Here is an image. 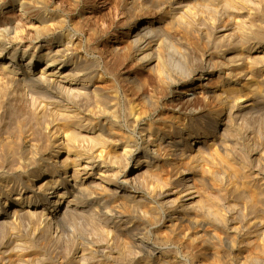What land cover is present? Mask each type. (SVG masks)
Listing matches in <instances>:
<instances>
[{
    "label": "bare ground",
    "instance_id": "bare-ground-1",
    "mask_svg": "<svg viewBox=\"0 0 264 264\" xmlns=\"http://www.w3.org/2000/svg\"><path fill=\"white\" fill-rule=\"evenodd\" d=\"M66 1L67 0H65V2ZM82 1L83 0H69L68 4L75 8L77 12L81 7H85V3ZM132 1L134 5L136 2L134 0ZM228 1L232 2L234 0ZM2 2L5 1H0V73L3 72V74H7L4 75L5 77L9 75L10 77H16V79L14 78L17 80L15 86L18 84L20 87H26V89L41 88L44 92L48 91L53 95H51L52 104H50L52 105L51 108L53 110H49V113H47L49 118L47 115L46 119L47 128L49 130L45 132H48V141L46 137V142L48 144L47 149L45 148V150H40L36 146L30 148L27 147L30 143H28L29 138L25 139V136L31 128H34V125L33 127H30V125H32L29 123V120L31 119L30 116L28 117L30 118L29 120H27L28 118L25 119L27 116L22 118L28 109V105L26 106L25 101H20V99L18 100L14 98L15 96L13 95L14 97L9 96V98H7L8 101L6 100L7 103L5 102V104H7L4 107L5 112L9 114L11 113L10 116L13 117L14 120V122H12L13 120L11 119L12 123H15V120L20 122L18 126L21 130L20 132H22L24 136L25 142H22L19 145L20 148H15V146L14 151L9 150V153H4V156L6 154L9 157L13 155L12 153L16 154V152L24 154L25 150L28 151V148L32 151V156H29L31 154H24L26 157L25 164H23L24 162L22 164L25 165V167L22 169L20 168L18 171H14L12 167L7 165L10 164L9 161H12L10 160L11 157L10 159L7 157L4 158L5 160H0V217H5V220H7V222L3 220L8 225L5 227H9V230L6 228V231H12L16 227H14L16 222L14 218L17 211H19L18 206L25 205L27 208H36L35 210L42 214L41 216H44V220H48L50 224L51 222H60V214L64 211L65 207H89L91 210L93 209V213L94 211L98 213L99 219L104 221V224L109 225V227L108 225L106 227L112 230L110 232H114L115 235L120 238V246L123 243L122 246L126 249L127 246L137 249L140 256L142 257L145 255L147 260L149 258L150 262L153 261L151 262L152 264H177L178 261H175L177 258L174 259L175 256L172 257V252L168 249L170 245L180 247L184 251V254L186 253L189 255L197 264H206L204 261L207 260L209 261H207V264H235V261L241 259L240 257L242 255L238 253H241L243 250L237 246L239 243L236 241L237 238L232 235L228 237H226L225 234L223 235L225 228H231L230 225L225 223L227 220L225 218L228 217L222 213V209L224 210L222 207L224 206L221 207V205H223H220L221 201L214 202L216 197L220 198L221 194L224 195L226 193H221L218 191L219 189H215V187H218L217 185L220 181H218L217 178L215 179L214 169L206 168L208 169L206 170L205 167L203 168L200 166V159H196V157L192 156L190 152L192 150L196 151L198 147L200 149H205L209 145L203 143L213 139L215 140L212 142L213 146H209L210 148L217 145L215 150L220 146L225 149L227 144L224 136L219 133V127H224L225 131L232 133V135L238 134L237 132H239L240 128L235 121V111L233 112L230 111L232 109H229L225 112V107H217L218 103L221 105L226 103V109L234 107L235 105L237 106L238 101L242 98L241 96L250 95L257 97L259 94L263 93L264 84L263 86L254 85L255 87L252 86L251 88H245L248 82L246 81V84H244L245 82H241L243 85H238L237 81L239 80L236 78V84L233 83V85L230 86H225L223 84L225 86L223 89L226 95L223 98L224 94L220 92L223 95L222 97L220 95V101H217L215 104L214 101L216 100L214 96L217 92L213 93L210 88L215 87L222 82L224 83V81H226L224 79H228V77L225 78L220 75V78L218 77L217 79H214L215 72L213 68L214 66L212 65V70L210 69L211 71L209 70L210 72H208L209 77L206 78L207 82H202L201 85L205 90V96L198 99L196 93L198 83L196 81L201 82L202 79L205 78V71L199 73V71L194 70V74L191 77L194 79L191 83L186 81L189 77L185 80L186 82L183 85H181L176 79H173V75H170L165 69H163V64L160 65L161 51H163L162 55L165 52L164 49H161L164 46L161 48L159 44L160 41L154 37V34L151 32L152 30L144 32L145 28H141L140 26L142 17L135 14L137 19H133V21L128 23H131L130 30H134V33H132V37L134 38H132L131 41L138 44L136 42L138 40L140 41V38L142 37L143 40H141L138 45L139 50L144 48L145 52L148 51L146 54H144L145 52H142L144 55H141L142 53L138 54L137 50L135 60L137 58L142 64L143 60H145L143 58L149 56L147 57L148 61H152V69H157L154 75H156L160 82V84L158 83L160 86L153 85V88H150L147 78L141 76L142 78L140 77V79H138L139 77L131 72L134 70L136 71L138 67H131L129 70H123L120 65L117 66L113 63L111 67L108 65L106 68H98L87 60L83 62V59H81V61H79L76 51L77 48L79 49L80 47H83V44L80 40H77L79 39V36L76 38H74V36L76 33L82 32L85 25L88 26L86 28H90V24L81 21L80 19L78 23H72L74 27L71 29L68 26L67 20V11L70 9L67 11L65 9H57L55 8V5H53L52 8V0H6L8 4L10 3L9 7L6 5L3 6L4 3ZM212 4L213 3H211V5ZM206 5L208 6V3ZM138 7H135V13L136 8ZM118 8H121V6H118ZM207 9L209 8L207 7ZM124 10L130 15L134 13V10L130 7H126ZM234 13H237L235 14L236 17H242L243 15L242 9H238ZM143 14H145V12ZM145 15H147V13ZM214 16H218L217 13L216 15L214 14ZM260 17L261 16H259V18ZM84 18L87 17L83 16L82 19ZM212 18L215 19V17ZM247 18L251 21V23L247 22L250 23L247 28H237L236 26L235 29H233L234 27L232 28V26L229 27V25L226 26L223 24L226 27L221 31L228 32L233 30L232 32L237 35L238 40L240 39L242 42L243 39H246L245 41L248 40L250 44L253 45H251L252 48L255 47V45L257 46L262 43V45H258L257 47L258 49L262 48L264 46V33H261L260 36L262 37L259 40L256 38L253 39L252 35V37H250L249 34L253 32L254 19L253 16ZM234 19L236 20V18ZM25 24L28 26L32 25V27H24ZM177 24L175 25L174 23V27L178 26ZM179 28L184 35L191 34L190 27L189 29L188 26L185 27L184 25H180ZM91 30L93 31L90 33L93 34L94 37L95 35L97 36L98 30L94 28ZM195 32L197 34V31ZM260 36L258 38H260ZM258 41L260 43H258ZM241 43L239 45H241ZM202 45L204 44L202 43ZM113 48H119V46ZM84 50H86V48ZM262 51H264L263 48ZM255 57L257 60H255ZM255 57L252 62L250 61L251 64L249 63L250 70L261 75V73L264 72V52L262 55ZM73 59L75 64L73 62L70 64V60ZM230 62L232 61H229V63ZM233 62L235 61L233 60ZM94 64H96V61ZM224 64L226 63L224 62ZM233 65L234 66L230 67L233 71H231L229 67L228 68L231 73H233V76L231 77H237L240 71L243 72L244 67L246 68L248 64H244L246 65L244 67H239L237 63L236 65ZM145 66L146 64L143 63L139 70L144 69ZM58 68L60 70H58ZM66 69L69 71L66 72ZM198 74L200 75L196 77ZM230 74L228 76H230ZM233 79H235V77ZM3 82H5V80H3ZM127 83L129 91L133 92L134 95L137 96L136 98L132 97L128 94V90L126 92V89H124V87L126 88ZM8 84L10 83L8 82ZM260 87L263 88L260 89ZM3 89L5 90V88H2V90L0 89L1 92H6L3 91ZM23 89L25 90V88ZM74 91L91 94L92 97L88 95L87 98L85 97V100L80 101L82 96H78V98H81L75 100L74 97H72V92ZM1 92L0 97L5 96L2 95L3 93L1 94ZM11 93L13 92H10L8 95ZM20 93H16V95H20ZM79 94L81 93H78L77 95ZM77 95L75 97H77ZM217 98L218 96L216 99ZM257 98H253V100ZM24 99H26V97ZM252 104H254V102L248 103V105L251 106ZM31 107L29 106V108ZM30 110L31 109H29V111ZM44 111L47 112L48 108L47 111L46 109H44ZM44 111L41 115L45 113ZM224 112L226 117L221 118L220 115ZM2 114H4V112H2ZM5 117L6 116H4V118ZM42 117L43 116L39 118L42 119ZM40 119L39 121L43 122ZM10 123H8V126ZM16 124L17 123H15V125ZM17 127H15V130ZM61 130L65 133L66 131H69L67 134L63 133L66 136H64L66 138L65 141H63L62 134L60 135ZM31 131L33 133V130ZM5 132L7 133V130ZM11 133H13V131ZM14 133L16 132L14 131ZM35 134L36 133H34V135ZM137 136H139V138ZM2 141L3 140H1V143ZM19 142L21 141L19 140ZM1 145L3 146L4 144ZM12 145L13 144H11V147H13ZM5 146L7 149V146L9 145L6 144ZM23 146H25L26 149ZM6 149L4 148L5 152ZM8 149L12 148L8 147ZM215 152L217 153V150ZM211 153L207 154L211 155ZM17 156L20 155L18 154L16 157ZM18 158L20 159V157ZM7 159H9V161H7ZM16 159L15 161H17ZM19 161L21 163V160ZM224 162L226 163V161ZM83 164L86 165L83 166ZM230 168L234 171L236 167L232 164ZM125 169L126 173L128 172L129 174L126 177V180H120V175L124 173ZM234 174V178H237V170L234 171ZM45 177L51 178H49L50 180L47 179L43 182ZM154 178L158 181L156 182L157 184L154 182ZM38 182L40 183L39 185ZM230 184L232 183L230 182ZM158 188L161 189V191H159ZM259 188V186L257 188L255 186L252 187V189L250 188L249 200L253 204L264 202V199L261 197V192L264 193V188L262 187L263 189L260 193L258 191L261 188ZM213 190L219 192L218 196L217 194H213ZM5 192L8 193L6 194L7 196H3ZM169 192H173L172 194H174L175 197H172L173 195L170 194L172 195L171 197L173 200L170 204H166L161 198L164 197L163 195H169ZM231 192V196L234 199L237 200L240 198L241 195L239 196L237 191ZM21 194L23 195L20 196ZM196 197L199 200H195ZM221 197V199L224 200L223 196ZM34 213H36V211ZM254 213H257V211ZM40 214L37 213L36 215ZM100 220L98 222H100ZM229 221L231 220L229 219ZM16 224H18V222ZM64 224L63 226L67 223ZM105 228L104 230H108V228ZM11 231L10 233L13 232ZM108 231L107 234L110 233H108ZM79 235L80 241H78L80 242V245H82L80 246L82 250H95V252L103 257L102 260H105L104 262L106 263L107 261L114 259V254L112 255L110 251H108L110 254H107V251L101 249L103 246L100 248L98 243L95 241L93 242L91 238L88 239L89 236L85 237L86 235L81 233ZM45 236H43V238ZM12 240L9 239V243H6V247L13 242ZM37 242H39V240ZM38 246H40V244ZM41 248H43L42 242L40 249ZM130 248L128 249H133ZM126 249L121 248L122 251H120V254L127 256L126 254L133 252L130 251L125 253L127 252L124 251ZM3 252H5V250ZM3 252L2 254H4ZM174 252L177 251L174 250ZM120 254L118 255L119 258ZM13 255L11 256L10 254L11 257L7 256L8 258L3 257V259L1 255L0 264H23L19 260L14 259L15 255L14 257ZM133 255H137V253L132 254V256ZM125 256L122 257L125 258ZM124 258H122V260H124ZM116 260L118 259L116 258ZM133 260L135 259H132V262ZM178 260H180V258H178ZM71 261H73V258ZM71 264H75V262H72Z\"/></svg>",
    "mask_w": 264,
    "mask_h": 264
},
{
    "label": "rangeland",
    "instance_id": "rangeland-1",
    "mask_svg": "<svg viewBox=\"0 0 264 264\" xmlns=\"http://www.w3.org/2000/svg\"><path fill=\"white\" fill-rule=\"evenodd\" d=\"M2 1H5V2H2V3H4L3 6L4 5H6L7 7L10 6V3L8 4L6 2V0H2ZM68 1L69 0H67L66 2H65V0H62V1L61 0H52L51 7L53 5H55V8H57V9H61V10L65 9L66 11L70 9L69 11H67L68 12L67 13V20H68V26L71 29L74 27L73 24L78 23L81 19V21L89 23L90 25L89 24L88 25L90 28L92 27L91 29L94 28V29L98 30L97 36L95 35L96 38L94 37L93 34L90 33L93 30H91L90 28H86V27H88L86 25H85L86 29L84 28V30H82V32H80V33L75 32L76 34H75L74 38L79 36V39H77V40H80L83 44L82 45L83 47H80L81 50H80V48L79 49L77 48V51L78 52L80 51V52L78 53L76 51V53H77L76 55H77V58L79 59V61H81V59H83V62L87 60L89 63H91V64L93 63V65L95 67H98V68H104V67L106 68V67H108V65H109V67H111L113 65V63H114V65L116 64L117 66L120 65V67L123 70H129L131 67H134V68L138 67V69L136 71L135 70L131 71V72H133V74H135L136 76L139 77L138 79H140L141 76L147 78L148 84L150 85V88H153V85H159L160 82H159L158 78L156 77V75H154V73H155V71H157V69L156 68L152 69L153 68V67H151L152 61H148V58H147L149 56L143 58L145 60H143L142 64L139 60H137V58L135 60L137 50H138V54L145 52L144 48L139 50V46H138L140 41L143 40V38L141 37L140 38L141 40L140 41L138 40L136 42L138 44L133 43V41H131V40H132V38H134V37H132V33H134V30L133 31L130 30V24L131 23L130 24H128V23L133 21V19H137L136 17L139 16V17H142L140 26H141V28H145L144 32H146L147 30H152L151 32L154 34V37H156L157 40L160 41L159 44H160L161 48L164 46L161 49V50L164 49L165 52L162 55L163 51H161L162 57L160 55V65L163 64L162 65L164 67L163 69H165V71L167 73H169L170 75H173L172 76L173 79H176L181 85H183L186 81H189V83H191L193 81L194 78H191V77L194 74V70L199 71V73H201L202 71H205V73H206L205 78L202 79L201 82L196 81L198 83V84L196 83L198 85L197 92H196L198 95V97H197L198 99H201L202 96H205V90L201 87V85H202V82H207L206 78L209 77L208 72H210L212 70V65L214 66L213 68H214V72H215L214 73V79H217L218 77L220 78L221 76L225 77V78L228 77V79L227 78L224 79L226 81L223 80L224 83L222 82L219 85H216L215 87L210 88V89H212L213 93H215V92L218 93V94L215 93L216 95L214 94L215 95L214 97L216 100V101H214L215 104L217 103V101H220V99H221L220 95L222 97V95L224 94L223 98L226 95L224 93L223 87L225 88V86L233 85V83L236 84V78H237V80H239V81H237L238 85H243L244 82H245L244 84H246L248 82L246 84L245 88H248V87L251 88L254 85L255 86H258V85L263 86V84H264V72L261 73V75L260 74L258 75V74H256V72H253L252 70H250L251 68L249 66V63L251 64L252 60H254L256 58L255 56L262 55V53L264 52V51H262V48L264 50V46L262 48H259V49L257 48L258 45H262V43H260L258 41V43H260V44H258L257 46L255 45V47L252 48L251 47L252 44H250V42L248 40L245 41L246 39H243L244 44H243L242 40H240V39L238 40L237 35L232 32L233 30L232 31L230 30L228 32L227 31H225V32L221 31L224 27H226L228 25H229V27H231V26H232V28L234 27L233 29H235L236 26H237V28L238 27L239 28H241V27L247 28V26L250 25V23H251L250 19L247 17L253 16V19H254L253 20L254 21L253 32L254 33L256 32V33L254 34L253 32L252 33L250 32L251 34H249V35H250V37L253 36L252 37L253 39L254 38H256L257 40L261 39L262 36H260V35H261V33L262 34L264 33V28H263L264 27V0H238V1L234 0V1H232L233 6H237L238 8L233 7L232 2H230L228 0H216L217 2L215 0H211V1L210 0H208V1L207 0H203V1L202 0H167V1L166 0H161V1L160 0H137V1L134 0L136 2L134 5H133L132 0H83L82 2L85 3V5H84L85 7H81L79 10H77V12H76L75 8H73L70 4H68ZM234 2H236V3L238 2L237 5ZM207 3H208V6L206 5ZM211 3H213V4L211 5ZM86 4H87V6H86ZM156 4H158V5H156ZM159 4H160V6H164V7H160ZM201 4L204 6H202ZM138 5H139V7H138ZM118 6H121V8L123 10L121 8H118ZM134 6L138 7V8H136V13H135V7ZM179 6H182V7H179ZM71 7H72V9H71ZM126 7L127 8L130 7L132 10H134V13L132 14L133 16L130 15L129 13H127L126 10H124V9H126ZM142 7H144L145 10ZM207 7L209 9H207ZM238 9H242V14H243L242 17H236L235 16V14H237V13H234V12H236ZM141 10L143 13L144 12H145V14L147 13V15L143 14L141 12ZM138 11H139V14H138ZM216 13L218 16H214V14L216 15ZM232 13L234 14V16ZM202 14H203V16H202ZM231 14H232V16H231ZM247 14H248V16H247ZM250 15H252V16H250ZM83 16H86L87 18L82 19ZM89 16L91 17V19ZM259 16H261V17L259 18ZM212 17H215V19ZM217 17H218V19H217ZM234 18H236V20ZM257 18H259V19H257ZM170 19H171V21H170ZM168 21H169V23H168ZM216 21H217V23H216ZM234 21H236V22H234ZM176 22L179 24H177ZM247 22H250V23H247ZM174 23H175V25L177 24L178 26L174 27ZM257 23H259V24H257ZM223 24H225L226 26ZM29 25H31V24H29ZM180 25H184L185 27L188 26V28L190 27L191 29L190 28L189 29L191 30V34L190 35H184V33H182V31L179 28ZM25 26H27L29 28L32 27V25L28 26L26 24L24 25V27ZM254 29H255V31H254ZM195 31H197V34ZM198 31H200V32H198ZM261 31H263V32H261ZM102 33H105V34H102ZM232 33H233V35H232ZM98 34H100V35H98ZM259 36H260V38H258ZM88 37H90V38H88ZM235 38H236V40H235ZM91 39H92V41H91ZM94 39H96L98 42ZM198 40H200V41H198ZM202 40H204V41H202ZM202 43L204 45H202ZM205 43H206V46H205ZM240 43H241V45H239ZM236 44H238L239 47ZM116 46H119V48H113ZM230 47H232V48H230ZM83 48L84 49L86 48V50H84ZM147 52L148 51H146L144 54H146ZM143 53L141 55H144ZM80 54H81V56H80ZM122 57H124V58H122ZM218 58H219V60H218ZM233 60L237 63V65L239 67H241V66L244 67L248 64L246 66L247 69L245 67H244V69L242 68L243 72L240 71V73H239L240 75L238 74L237 77L234 76L235 79H233L234 77H231V76H233L232 75L233 73H231V71H233V70L230 68L231 66H234L233 64L236 65V63L233 62ZM255 60H257V58ZM95 61H96V64L98 63L97 66H96V64H94ZM229 61H232V62L229 63ZM71 62L74 63V59L70 60V64H72ZM224 62L226 64H224ZM143 63L146 64L145 68L139 70L140 66L143 65ZM215 63H216V65H215ZM244 64H246V65H244ZM148 66H150L151 68ZM228 67L230 68L231 71L229 70ZM216 68H218V69H216ZM191 69H193V70H191ZM242 69H239V70H242ZM58 70H60V69L58 68ZM67 71H69V70L66 69V72ZM228 71H230V72H228ZM229 74H230V76H228ZM4 75H7V74H3V72L0 73V78L3 77L0 79L1 80L0 81L1 82V84H0L1 88L0 89L2 90V88H5V90L3 89V91H6V92H1V90H0L1 94L3 93L2 95H5V96L0 97V103H1L0 104V118H1L0 119V136H1V138H0V160L1 161H2V159L8 157L6 154L4 156V153H9L8 152L9 150L14 151V149L18 148L22 142H25L26 138H29L28 143H30V145L27 143L28 144L27 147L30 148V147L36 146L40 150L41 149L45 150V148L47 149L48 143L46 142V137H47V141H48V132L47 133H45V132L48 131L49 129L47 128L46 119H47V115H48L47 113H49V110L51 111V109H52L51 108L52 105H50V104H52L51 98L53 96L50 92H48V91L44 92V90L41 88L26 89V87H24V86L20 87L18 84H16V86H15V83L17 81V80H15L16 77H14V76L10 77L9 74H8L9 76H6V77ZM199 75L200 74L196 75V77ZM3 80H5V82H3ZM13 80H14V82H13ZM181 80H183L184 82ZM8 82L10 84H8ZM241 82H243V83H241ZM3 84H4V86H3ZM249 84H251V85H249ZM9 85H11V86H9ZM18 87H19V89H18ZM21 88L22 89L25 88V90L24 89L22 90ZM262 88L263 87H260V89H262ZM124 89H126V92L128 90V94H130L132 97H134V98L137 97L136 95H134L133 92L129 91L128 83L126 85V88L124 87ZM18 91H19V93L21 92L22 94L20 93V95H16V93L19 94ZM152 91H153V89H152ZM8 92L9 93L15 92V93L14 94L11 93L10 95H8L9 94ZM46 92H48L49 95ZM74 92H76V91H74ZM74 92H72V94H73L72 97H74L75 100L76 99L78 100L81 98V97L78 98V96H82L80 101L85 100L88 97V95L90 97H92L91 94H87V93H84L81 91L80 92L78 91L76 93H74ZM220 92L223 94H221ZM78 93H81V94L77 95ZM263 93L259 94L257 96L258 98L256 96L253 97L250 95L249 96H247V95L241 96L242 98L241 99L239 98L240 100L238 101L237 106L236 105L234 107L228 106L229 108H227V109H226V107H227L226 103H224L222 105L218 103L217 107H221V106L223 108L225 107L224 108V110H226L225 112H227L229 109H232L230 111H233V112L235 111V113H236V118H235L236 120L235 121L240 128L239 132H237L238 134L232 135V133L226 132L224 127L222 128L220 126L219 127V133L222 136H224V139H225L226 144H227V147L225 149L222 148L221 146L217 147L218 149H216L217 150V153H216L215 148L217 145L213 147L214 149L212 147L211 148L209 147L210 145L213 146L212 142L215 140V139H213V140L207 141L206 143H203V144L209 145L205 149H200L198 147L199 149L197 148L196 151L192 150L190 152L192 154V156L196 157V159H198V160L200 159L199 162L203 164L202 165L198 162L200 166H202L203 168L205 167V169L206 168H208V169L213 168L214 169L215 179L217 178L218 181H220V183L218 182V185H217L218 187L217 188L215 187V189H219L218 191L221 193H226L224 195L221 194V196H223L224 200L221 199L222 197L220 196V198L216 197L217 200L215 198L214 202H220V201L222 202V203L220 202V205L223 204V205H221V207L224 206V207H222V208H224V210L220 206L219 207L222 209V213H224V215H226V217H228V218H225L228 220V221L226 220L225 223H227L231 227L228 229L225 228L223 235L225 234L226 237L231 236V235L236 237L237 238L236 241L239 242V243L237 242L239 244V245L237 244V246L241 250H243L241 253H238V254L242 255L243 257L241 256L240 257L241 259L237 258L238 260L235 261V264H241V263L242 264H254V263L255 264H264V205H263L264 202L263 203L257 202L258 204H253L249 200V197H250L249 193H250L252 187L255 186L257 188L259 186L261 188V189L259 188L260 189L258 191L259 193L264 188V94ZM76 95H77V97H75ZM260 95H261V97H260ZM9 96L14 97L18 100L20 99V101H23V102L25 101L26 106L28 105L27 106V108H28L27 112L24 113L25 115H23L22 118H25L27 116L25 118V119H27L30 116L31 119L28 118L27 120H29V119L31 121L33 120L32 122L29 120V123L32 124V125H30V127L31 126L33 127V125H34V128H31V130H33V133L31 130L28 131V133H27L28 135L26 134L25 139H24L22 132H20L21 130L18 126L20 124V122H17V120H15V123H17L15 125V123H12V122H14V120H13V117L10 116L11 113L9 114V113L5 112L4 107H5V105H7V104H5V102H6L7 98H9ZM27 96H28V98H27ZM217 96H218V98L216 99ZM25 97H26V99H24ZM251 97L257 98V99L253 100V98H251ZM258 101L260 104L258 103ZM251 102H254V104H252V106L248 105V103H251ZM48 104H49L50 108H49ZM213 105H214V103H213ZM29 106L30 107L33 106V107L29 108ZM47 108H48V111H47ZM29 109H31V110L29 111ZM44 109H46L47 112H45ZM43 111L45 113L43 115H41ZM2 112H4L5 115L2 114ZM225 112L220 115L221 118L226 117ZM241 112H243V113H241ZM7 114H9V115H7ZM2 115H3V117H2ZM4 116H6V117L4 118ZM34 116H37V117H34ZM38 116L40 118H41V116H43V117H42V119H40ZM48 118H49V115H48ZM11 119L13 120L12 122H11ZM39 119L42 120L43 122L39 121ZM44 121L46 122V124ZM37 122H38V124H37ZM8 123H10L11 125L9 124V126H8ZM6 125H7V128H6ZM14 126L15 127L18 126L17 128H19V129L16 128V130H15ZM8 127L10 128V130ZM1 130H2V132H1ZM6 130H7V133L5 132ZM62 130L60 131V135L62 134L63 141H65L66 136L63 134L65 132H63ZM12 131H13V133H11ZM14 131L16 133H14ZM68 132L69 131H66L65 134H67ZM34 133H36V134L34 135ZM18 135L19 136L21 135V136L19 137ZM30 136H32V137H30ZM38 136H40V137H38ZM139 136H137V137L139 138ZM233 136L234 137L237 136V137L234 138ZM210 138H208V139H210ZM10 139L13 141H11ZM1 140H3L4 142L2 141V143H1ZM19 140L21 142H19ZM9 141H11V142H9ZM7 142L13 144L12 145L13 147H11V144H8ZM1 144H4L3 145L4 147ZM6 144L9 145V146H7V149L5 146ZM8 147L12 148V149H8ZM23 147L26 149L25 146H23ZM4 148L6 149V152L4 151ZM24 148H23V150H24ZM29 148H28V151L25 150L24 154L25 153H26V155L31 154L29 156H32V151ZM207 153H211V155H209ZM12 154L13 155L10 154L11 156L8 157L9 159L11 157L10 160H12V161H9V159H7V161H9V163H10L7 165L9 167H12V169H14V171L15 170L18 171V170H20V168L21 169L24 168L25 165H23V164H25V158H26L24 156V154L17 153V152H16V154L15 153H12ZM18 154L20 156L16 157V155H18ZM194 154H196V155H194ZM1 157H3V158H1ZM14 157H16L17 159ZM18 157H20V159ZM15 159L17 161H15ZM19 160H21V163ZM1 161H0V163H1ZM224 161H226V163ZM218 163L220 164V167H219ZM230 164L231 165L233 164L237 168V169L235 168V170H237V175H238V177L236 176L237 178H234L235 177V174H234L235 170L234 171L231 170L232 168H230L231 167ZM14 165H16V166H14ZM84 165H86V164H83V166ZM208 169H206V170H208ZM142 170H145V169H142ZM142 170H140V171H142ZM215 172H217V173H215ZM128 174L129 173L128 172L126 173V169H125L124 173L120 175V180L121 179L126 180V177ZM215 174H218V175H215ZM142 176H141V178H142ZM49 178H51V177H49ZM49 178L45 177L43 182H45V180H47ZM235 179H237V180H235ZM153 180L155 183L158 182L155 178ZM94 181H96V180H94ZM230 182L232 184H230ZM191 183H193V182H191ZM39 184L40 183L38 182V185ZM221 187H223V188H221ZM224 187H225V190H224ZM18 188H19V186H18ZM220 189L221 190L223 189V190L221 191ZM158 190L161 191V189H159V188H158ZM213 191H214L213 194L214 195L217 194V196H218L219 192H216L217 190L216 191L213 190ZM224 191H227V192H224ZM231 191H233V192L237 191V194H239V196L241 195L240 198L237 200L234 199L231 196L232 195ZM172 193L173 192H169V195H167V194L163 195L164 197L161 199H163L166 204H170V202H172V200H173L172 197H175V195ZM6 194H8V193L5 192L3 194V196H7ZM23 194H21L20 196H22ZM170 194H172L173 196ZM261 195H262L261 197L264 199V193L263 192H261ZM167 197H169V198H167ZM197 199L198 198L196 197L195 200H197ZM18 208H19V211H17L15 218H14L16 220L14 227L15 226L16 227H15V229L13 227V229H14V230H12L13 232L10 230L12 233H10V231H6L7 227H5V226H8V225L6 223L7 220H5V217H0V254L2 255V259H3V257L8 258L7 256H10V254H11V256L14 254L15 255L14 259L19 260L23 264H67V263L71 264L72 262L73 263L75 262V264H77V262H78V264H79V262H80V264H152L151 262H153V261L150 262L149 258L147 260L145 255L142 256L143 257L142 258L140 256L139 251L137 252V249H134L133 247H132L133 248L132 249V248H130V246L129 247L127 246V249H126V248H124V246H122L123 243L120 246V242H119L120 238L117 237L114 232L111 233L110 231H112V230L110 228H108L109 225L107 224L108 227H106L107 225L104 224V221L99 219L98 213H96L95 211L93 213V211H92L93 209L91 210V208H89V207H76V206L65 207L64 211L60 214V222L61 223L60 222L59 223L51 222V224L48 222V220H46V219L44 220V216H41L42 214L37 212V210H35L36 208H27V207H25V205L20 206V207L18 206ZM108 209H110V208H108ZM35 211H36V213H34ZM109 211H111V210H109ZM256 211H257V213H254ZM37 213L40 215H36ZM17 214H18V216H17ZM33 214L36 216H34ZM36 217H38V218H36ZM98 219L100 220V222H98L99 221ZM229 219L231 221H229ZM3 220L6 222H4ZM17 222H18V224H16ZM64 223L65 224L67 223V224L65 225ZM105 223H106V221H105ZM63 224L65 226H63ZM105 227L108 228V230L109 229L110 230L109 231L104 230ZM229 229H231V230H229ZM7 230H9V227L7 228ZM107 231H108V233L109 232L110 233L107 234ZM40 232L43 233L44 235L41 234ZM80 233L86 235L85 237L89 236L88 239L91 238V240L93 242L95 241L96 243H98V245H100L99 246L100 248L103 246L101 249H103L104 251H107L106 252L107 254H110V253H108V251H110L112 253V255L114 254V256H113L114 259L111 261H107V263H106V262H104L105 260H102L103 257H101L97 252H95V250H90V251H89V249H83L82 250V248L80 247L82 245H80V242H79L80 241L79 240V236H80L79 234ZM105 234H107V235H105ZM41 235H42V237H41ZM43 236H45V237L43 238ZM108 236H109V238H108ZM12 238H13V240H12ZM9 239L12 240L13 242H11L10 245L6 247V243H9ZM36 239H37V241L39 240V242H37ZM40 239H41V241H40ZM41 242H42L43 248L40 249ZM99 243H101V244H99ZM39 244H40V246H38ZM45 244H47V245H45ZM34 246H36L37 248ZM118 246L120 247V249ZM121 248L126 249V250H124V251H127L125 253H128L130 251H133L135 253L130 252V253L126 254L128 256L127 257L125 255L120 254L121 253L120 251H122ZM128 248H130L132 250H129ZM168 249L171 250L172 257L175 256L174 259L177 258L175 260L176 262L178 261L177 264H197V263H195V261H193V259H191V257L189 255H187L186 253L184 254V251L180 247H178L176 245H170ZM4 250H5V252H3ZM174 250L177 252H174ZM2 252L4 254H2ZM117 252H119V253H117ZM136 253L138 256L137 255L132 256V254H136ZM119 254H120V258L118 256ZM4 255H6V256H4ZM14 255H13V257H14ZM251 255H252V258H251ZM122 256H125V258ZM135 256L138 258H136ZM249 257H250V259H249ZM72 258H73V261H71ZM116 258L118 260H116ZM122 258H124V260H122ZM178 258H180L181 261L178 260ZM74 259H75V261H74ZM119 259H121V260H119ZM125 259L127 262L125 261ZM132 259H135V260H133V262H132ZM115 261H117V262H115ZM207 261H204V263L206 262V264H207L209 262V261L208 262Z\"/></svg>",
    "mask_w": 264,
    "mask_h": 264
}]
</instances>
